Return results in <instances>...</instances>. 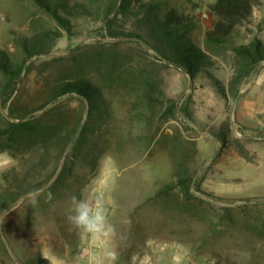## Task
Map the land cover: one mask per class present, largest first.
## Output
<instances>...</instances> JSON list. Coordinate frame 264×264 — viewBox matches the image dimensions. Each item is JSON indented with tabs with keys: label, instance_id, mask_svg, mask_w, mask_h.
Segmentation results:
<instances>
[{
	"label": "rangeland",
	"instance_id": "374dc122",
	"mask_svg": "<svg viewBox=\"0 0 264 264\" xmlns=\"http://www.w3.org/2000/svg\"><path fill=\"white\" fill-rule=\"evenodd\" d=\"M161 1V15L173 10L187 20L188 42L208 58L209 70L190 89L189 77L152 49L107 37L95 17L105 4L59 0L60 14L71 20L65 30L35 0H0V52L12 64L21 60L23 44L49 36L46 53L26 64L24 85L1 109L4 117L20 88L18 105L27 110L75 79L89 80L102 97V117L78 152L72 150L76 135L64 146L67 124L46 149L27 145L14 157L0 151V193H26L0 216V264H264V202L249 203L264 200V62L241 84H231L239 63L235 49L264 42V0L221 46L205 43L216 0ZM81 5L94 16H66ZM135 23L124 26L134 30ZM148 92L161 101L146 99ZM59 103H47L33 118ZM63 107L84 112L81 128L88 106L71 99ZM185 112L192 122L181 117ZM225 127L229 135L221 144L210 133ZM178 162L194 176V198L184 199L178 188L156 195L175 182ZM74 197L90 212L102 209L99 232L69 222Z\"/></svg>",
	"mask_w": 264,
	"mask_h": 264
},
{
	"label": "trees",
	"instance_id": "16d2710c",
	"mask_svg": "<svg viewBox=\"0 0 264 264\" xmlns=\"http://www.w3.org/2000/svg\"><path fill=\"white\" fill-rule=\"evenodd\" d=\"M36 4L47 14H49L59 27L67 30L70 21L60 14L59 0H35ZM93 3L104 5V8L98 6L99 11L95 13V17L102 20L105 26L107 37L111 39L129 40V38H137L146 43L159 57L167 64L180 69L192 80L201 72L209 70L208 58L206 54L189 43L186 35L189 32L190 24L179 16L173 10L162 12L161 0H149L142 2L140 0H92ZM260 0H216L210 6V11L215 17L210 30L206 33L205 43L210 46H221L226 44L228 39L234 33L236 27L247 23L253 15V8ZM91 7L94 4L90 5ZM90 7L85 5L72 7L65 12L67 17H74L75 13L85 17H93L94 14ZM135 20L137 23L134 30L125 28L124 23ZM49 36L45 38L34 39L31 44L22 45V58L19 62L11 63L4 52H0V72L4 76L3 83L0 84V151H11V157H14L15 151L24 146L31 145L40 146V151L48 148L52 141L59 140L63 125H69V132L64 136V146L71 143L73 137L75 141L72 144L73 152H78L79 146L83 139L90 134L91 125L102 116L99 112L102 97L100 90L86 79H75L69 82H63L52 90L50 98L42 105L32 110L27 107L18 105L20 99L21 88L24 81L19 84L21 76L24 77L29 72L30 65L26 64L32 59L42 56L49 47L47 41ZM131 41V40H130ZM134 43L141 46L138 42ZM239 63L235 69L231 84H241V82L261 63L264 62V42L254 40L247 46H240L235 49ZM60 59V58H59ZM58 60V58H53ZM23 77V79H24ZM20 91L12 100L8 109V118L1 114V109L7 105L14 95L17 86ZM216 85H219L216 83ZM231 88V95H236V90ZM222 90V89H221ZM60 99V100H59ZM71 99L77 100L80 104L88 106L86 112V121L81 126L84 112L79 110H66L63 107L65 102ZM146 99L152 100L153 103H159V98H154L151 92L146 94ZM58 100L60 103L53 105L44 113L33 118L34 111L44 109L47 103ZM170 104L169 109H175L172 100H166ZM65 109V110H64ZM184 118L192 122L190 117L183 113ZM31 116L29 119L14 122L15 120H23ZM80 130L78 131V129ZM78 131V132H77ZM217 142L226 143L229 135V128L225 127L218 133H210ZM250 142L249 139H244ZM18 152V151H17ZM66 168V167H65ZM66 173V169L61 171L60 178ZM194 176L186 174L184 163L176 164V180L173 184L164 189L157 191L156 195L160 196L167 190L178 188L181 196L186 199L194 198L191 188ZM194 186V185H193ZM32 193V192H28ZM26 193L19 192L16 194L0 193V216L2 213L13 206L17 201V197L25 196ZM206 197L208 195L204 194ZM225 203H231V200H223Z\"/></svg>",
	"mask_w": 264,
	"mask_h": 264
},
{
	"label": "clouds",
	"instance_id": "9594fccd",
	"mask_svg": "<svg viewBox=\"0 0 264 264\" xmlns=\"http://www.w3.org/2000/svg\"><path fill=\"white\" fill-rule=\"evenodd\" d=\"M73 214L68 216V220L77 228H81L86 232L97 233L101 230L105 222L102 209L97 207L92 212L88 211V204L85 201H76L75 197ZM111 231V229H108Z\"/></svg>",
	"mask_w": 264,
	"mask_h": 264
},
{
	"label": "water",
	"instance_id": "95a60500",
	"mask_svg": "<svg viewBox=\"0 0 264 264\" xmlns=\"http://www.w3.org/2000/svg\"><path fill=\"white\" fill-rule=\"evenodd\" d=\"M129 40H131V41H135V42H138L139 44H141L142 46H144L145 48H147V50H151V48H150L146 43H144L142 40H140V39H137V38H129ZM188 77H189V86H188V88L190 89V88L192 87V79H191L190 76H188ZM181 117L185 120V118H184L183 115H181ZM205 135H208V134H205ZM242 138H243V139H249V140L252 139V138H250V137H242ZM255 139H257V138H255ZM221 150H222V147L220 146V147L217 149V151L215 152V154L213 155V158H212V161H211V162H213V160L216 159V157H217L218 154L221 152ZM194 181H195V180H194ZM194 181H193V183H192V186H193V184H194ZM192 193H193V194H196V193L193 192V191H192ZM260 202H264V200H254V201H250L249 203H260ZM224 205L234 206V205H238V203H226V204H224Z\"/></svg>",
	"mask_w": 264,
	"mask_h": 264
}]
</instances>
